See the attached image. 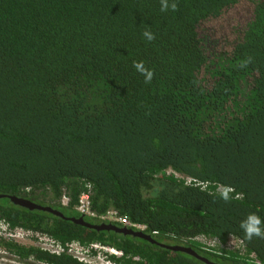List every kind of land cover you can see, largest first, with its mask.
Segmentation results:
<instances>
[{
	"label": "trees",
	"instance_id": "trees-1",
	"mask_svg": "<svg viewBox=\"0 0 264 264\" xmlns=\"http://www.w3.org/2000/svg\"><path fill=\"white\" fill-rule=\"evenodd\" d=\"M109 214L154 242L73 221L124 227ZM249 214L264 220V0H0V253L92 264L49 238L112 264H208L172 247L264 264Z\"/></svg>",
	"mask_w": 264,
	"mask_h": 264
},
{
	"label": "clouds",
	"instance_id": "clouds-1",
	"mask_svg": "<svg viewBox=\"0 0 264 264\" xmlns=\"http://www.w3.org/2000/svg\"><path fill=\"white\" fill-rule=\"evenodd\" d=\"M172 7H173V9H175L176 5L173 4ZM167 9H168V0H162V10H167ZM144 36L149 41L154 39V36L151 32L146 31L144 33ZM134 66L138 72H140L142 75H144L146 82H150L152 80L153 72L146 69L142 62H137V63H135ZM219 191H220L221 197L224 200H228L229 199V193L232 191V189H230L228 187H224V188L219 189ZM109 223H111V222H109ZM109 225H112V224H109ZM262 225H264V220H262L260 216H258L256 214H249L247 216V218L241 223V228L243 229L244 234L247 237V239L251 240L254 236L264 238V226H262ZM134 232H137V231H134ZM137 233H139V232H137ZM145 235H147V234H145ZM79 247L80 246H78V245H73L68 250L62 248L63 252L55 253V254L58 255L61 253H67V254H70L71 256H73L74 258L78 259L77 258L78 256H85V255L80 254L79 250L77 249ZM70 250H72V251H70ZM51 252L54 253V251H51ZM87 256H89V254H87ZM78 260H80V259H78ZM80 261H82V260H80Z\"/></svg>",
	"mask_w": 264,
	"mask_h": 264
},
{
	"label": "built area",
	"instance_id": "built-area-1",
	"mask_svg": "<svg viewBox=\"0 0 264 264\" xmlns=\"http://www.w3.org/2000/svg\"><path fill=\"white\" fill-rule=\"evenodd\" d=\"M82 207H81V212L82 214L84 215H91V216H94V214H92L89 210V202H88V197L82 199ZM102 220H106L108 222H111V223H119L121 224L122 226H124V228H127L129 230H133V231H137V232H145L146 230V227L145 226H141V225H133L131 224L129 221H127L126 219H122V218H117L115 217L114 215L112 214H109L107 215L106 217H103ZM40 247L42 248H45L49 251H54V253H60V252H63V249L62 247L58 246V245H54V243L48 239V238H44L42 239L41 241V245ZM80 252V254L82 255H87L89 254V250L88 249H84V248H77ZM91 250H94V251H97L98 254L96 256V261L98 262H102L103 264H112L109 260H106V256L105 254H108L110 256H115L117 258H122L123 257V253L122 252H119L115 249H111V248H104L100 245H92L91 246ZM72 251V250H70ZM8 255V254H7Z\"/></svg>",
	"mask_w": 264,
	"mask_h": 264
},
{
	"label": "water",
	"instance_id": "water-1",
	"mask_svg": "<svg viewBox=\"0 0 264 264\" xmlns=\"http://www.w3.org/2000/svg\"><path fill=\"white\" fill-rule=\"evenodd\" d=\"M11 200L13 202H15L16 204H19V205H21L23 207H26V208H29V209H37V210H43V211H48V212H54L53 210H51L49 208H42V207H39L37 205H34V204H32V203H30L28 201H25V200H19V199H16V198H11ZM54 213L60 215L59 213H56V212H54ZM73 221L75 223H77V224H80V225H83V226H87L89 228H93V229H96L98 231H101V230L114 231V232H117V233H120V234L133 235V236L140 237V238H143V239H146V240H149V241H152L153 240L148 235H145V234H143L141 232L137 233V232H134L133 230H129L127 228H119V227L113 226V225L91 226L89 224H86L83 219L73 220ZM152 242H154V241H152ZM168 249L171 250V251H174V252H183V253H186V254H190V255L198 258V259L203 260L204 262H206L208 264H213V263H211V262H209V261H207V260L202 259L201 257H199L191 249L183 248V247H172V248H168Z\"/></svg>",
	"mask_w": 264,
	"mask_h": 264
},
{
	"label": "rangeland",
	"instance_id": "rangeland-1",
	"mask_svg": "<svg viewBox=\"0 0 264 264\" xmlns=\"http://www.w3.org/2000/svg\"><path fill=\"white\" fill-rule=\"evenodd\" d=\"M14 238L16 240H18V242L23 243V245L26 244H34L32 240H26L25 236L23 235V237L20 234H16L14 235ZM24 238V239H23ZM230 246L232 247H236V243L231 242ZM77 252V251H76ZM78 259L82 260V261H87L90 262L92 264H103L102 262H98L95 260H97L95 257L93 258V256H78ZM0 264H36V263H32V262H27V263H22L21 261H19V259H17L16 257H12L9 254L7 255V253H0Z\"/></svg>",
	"mask_w": 264,
	"mask_h": 264
}]
</instances>
